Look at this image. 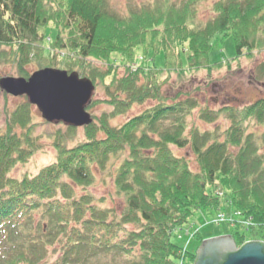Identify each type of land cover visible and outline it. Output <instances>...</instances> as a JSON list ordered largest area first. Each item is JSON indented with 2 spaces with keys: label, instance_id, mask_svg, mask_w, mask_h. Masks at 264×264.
Wrapping results in <instances>:
<instances>
[{
  "label": "trees",
  "instance_id": "16d2710c",
  "mask_svg": "<svg viewBox=\"0 0 264 264\" xmlns=\"http://www.w3.org/2000/svg\"><path fill=\"white\" fill-rule=\"evenodd\" d=\"M210 1L156 0L121 17L107 0H0V49H11L18 76L30 78L25 66L35 57L53 66L50 52L36 54L50 37L53 51L63 53L62 69H78L103 87L107 100L90 102L87 109L104 104L112 111L84 127L85 140L73 147L64 143L69 137L55 132V162L21 179L9 174L34 155L36 125L28 100L8 114L0 131V264H109L108 256L124 264H174L181 248L172 242L173 233L191 224L198 211L210 214L228 205L256 225L228 233L238 247L264 240V97L213 110L191 93L165 96L163 70H129L140 50L145 58L163 55L170 71L174 59L180 66L186 55L188 73L212 77L230 65L209 62L219 35L232 36L236 59L264 52V0L217 1L215 17L201 23L197 6ZM7 59L0 50V63ZM117 66L126 68L120 78ZM256 79H264V62ZM149 100L156 105L120 127L110 125ZM194 112L205 124L224 117L229 125L220 134L196 126L187 132ZM59 125L68 136L78 130ZM188 147L197 172L188 157L174 153ZM97 173L112 178L124 200L122 214L90 192ZM188 256L194 264L195 253Z\"/></svg>",
  "mask_w": 264,
  "mask_h": 264
},
{
  "label": "rangeland",
  "instance_id": "374dc122",
  "mask_svg": "<svg viewBox=\"0 0 264 264\" xmlns=\"http://www.w3.org/2000/svg\"><path fill=\"white\" fill-rule=\"evenodd\" d=\"M154 1L156 0H107V6L118 16L126 17L130 11L137 10V8L148 5L149 3L152 4ZM179 1L180 0H173L174 3ZM217 1L221 0H212L210 2L198 4L197 16L199 22L206 23L208 20L215 17L212 12V6L213 3ZM212 46L213 47L209 53L210 64H230L229 67L224 65L222 69L214 71L212 73V77H209L206 71H199L197 73L190 72L191 74L188 73L189 71H187L186 55H182L180 58V66H178L177 59H174L172 64L175 68L173 71H170L168 68H165L166 61L163 55H149L145 58L142 56V52L140 50L138 51L139 53L134 64L130 65L129 70L132 72H137L139 68H143L145 71H152L154 68L163 70L161 80H168L167 85H165L162 90L165 96L174 97L179 91L191 93L193 97L199 100L201 105L208 106L213 110H218L225 106L242 107L252 104L258 99L263 98L264 79L257 81L256 77L259 65L264 62V52L257 53L253 55L254 57L244 56L242 58L236 59V48L231 35L217 36L213 40ZM53 48L54 43L50 37L47 39L45 45H41L37 48L38 51L36 54L41 53L40 51L43 49H45L46 52H50L49 56L51 55L50 57L53 58V66L50 67L49 59H42L43 62H37L39 60H37L35 57L33 62L30 61V63L25 66V70L29 73L30 77L34 73L46 68L67 72V70L62 69L63 66L61 65V62L63 61V53L55 52L53 51ZM0 50L2 54L8 55L7 61L0 63V80L4 78L25 79L18 76V69L15 65V61L13 60L14 55L12 54L11 49L1 48ZM45 51L42 56L43 58H47V53H45ZM114 57L116 59L114 63H120L118 56ZM96 65L100 66V68H108L102 63H97ZM116 68L118 75L117 77L120 78L124 76L126 68L122 66H117ZM180 68L185 69V71H183L184 77L182 79L179 78V74L181 73ZM67 73H78L79 76L82 77L78 69L72 73ZM27 100L28 97L26 96L14 97L6 94L0 87V131L2 133H4L6 130L5 120L6 117H8V114L12 113L19 104L24 103ZM98 100H101L100 102L107 100L102 86L95 87V91L92 93L90 102ZM155 105L156 103L154 101L149 100L142 105L132 106L131 109L128 110V112H126L124 115L110 120V125L120 127ZM31 107L32 123L36 125V129L33 134L36 150L34 155L29 158L26 163H20L13 169V171L10 172L9 177L15 179H21L24 177V175L36 174L42 167L55 162L56 142L53 135L55 132H63L62 134L64 136L67 138L69 137L64 142L66 147H73L85 140L84 127L86 126L77 128L78 130L69 136L68 134L65 135L64 133L66 132V129L61 128L59 125L61 123L53 124L46 122L42 118V114L39 112L38 108L32 104ZM87 108L88 107L86 106V112L91 115L92 121H94L95 118L101 117L103 112H112L111 109L104 104H97L91 109ZM228 125L229 122H227L224 117H222L221 120L216 123L205 124L196 118V113L194 112V114L189 118L187 132L196 126L202 131L216 129L220 134L228 127ZM251 130L260 132L262 129L260 127H252ZM174 153L176 156L188 157L191 161V170L194 172L198 171V166L196 165L195 161L196 157L192 154V151L189 147L184 150L174 149ZM96 178L97 184L90 192L97 198H104L105 203L103 206H106V208L110 210H114L117 215L122 214L125 208L124 200L122 197H118L116 195L112 178L110 176H102L98 173L96 174ZM225 209L226 210H220L210 214H206L205 211L200 210L193 217L191 224L173 233L172 242L181 248L179 259H177L174 264H190L188 254L197 252L204 240L230 235L228 233L237 227V222H249V220H252L251 218L244 217L241 212L235 210L230 205H228V207ZM219 214H224L227 217H234L235 214H239L238 216L240 217L237 218L239 220L236 223L234 221H232V223L224 222L219 224L212 222L217 220ZM253 241L264 243V240L262 239H256ZM105 261L109 264L125 263L124 260L114 256H108Z\"/></svg>",
  "mask_w": 264,
  "mask_h": 264
},
{
  "label": "water",
  "instance_id": "95a60500",
  "mask_svg": "<svg viewBox=\"0 0 264 264\" xmlns=\"http://www.w3.org/2000/svg\"><path fill=\"white\" fill-rule=\"evenodd\" d=\"M0 87L14 97H28L48 123H63L81 128L93 121L86 112L95 85L78 73L46 68L28 80L4 78ZM194 264H264V243L251 241L237 247L231 235L204 240L197 250Z\"/></svg>",
  "mask_w": 264,
  "mask_h": 264
},
{
  "label": "built area",
  "instance_id": "2783aa9c",
  "mask_svg": "<svg viewBox=\"0 0 264 264\" xmlns=\"http://www.w3.org/2000/svg\"><path fill=\"white\" fill-rule=\"evenodd\" d=\"M239 214H235L234 217H227L225 216L224 214H219L217 220L215 221H212L214 223H232V221H234L235 223L239 220L237 218H239L240 216H238ZM241 215V214H240ZM235 226V225H233ZM237 226H240V227H243V228H246V229H249V228H255V224L252 222V220L249 222H243V221H239L237 222Z\"/></svg>",
  "mask_w": 264,
  "mask_h": 264
},
{
  "label": "bare ground",
  "instance_id": "6f19581e",
  "mask_svg": "<svg viewBox=\"0 0 264 264\" xmlns=\"http://www.w3.org/2000/svg\"><path fill=\"white\" fill-rule=\"evenodd\" d=\"M54 124V123H53ZM63 124V123H62Z\"/></svg>",
  "mask_w": 264,
  "mask_h": 264
}]
</instances>
